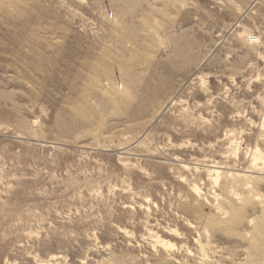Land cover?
I'll return each mask as SVG.
<instances>
[{
  "label": "rangeland",
  "instance_id": "rangeland-1",
  "mask_svg": "<svg viewBox=\"0 0 264 264\" xmlns=\"http://www.w3.org/2000/svg\"><path fill=\"white\" fill-rule=\"evenodd\" d=\"M261 157L264 0H0V264H263Z\"/></svg>",
  "mask_w": 264,
  "mask_h": 264
},
{
  "label": "bare ground",
  "instance_id": "bare-ground-1",
  "mask_svg": "<svg viewBox=\"0 0 264 264\" xmlns=\"http://www.w3.org/2000/svg\"><path fill=\"white\" fill-rule=\"evenodd\" d=\"M25 30H19V32L20 33H23ZM20 39V37H14V42H15V46H14V49H16V50H18V52H22L23 51V48H24V45H23V43L19 40ZM76 62V61H75ZM74 62V63H75ZM83 66H84V64H82ZM77 67H79V64H78V66ZM84 70H85V67H84ZM82 72V71H81ZM258 159V157H256L255 159H254V161L255 160H257ZM261 159H264V158H262L261 157ZM214 168V167H213ZM209 175L211 176V178L213 179V181H214V183L215 184H217V183H219V180H220V178H221V175H222V173H221V171L220 170H218V169H211L210 171H209ZM235 176V178H233V177H231V179L233 178V179H236L237 181H238V179L239 178H242L241 177V175L240 174H238V175H234ZM247 178H248V175H247V177L246 178H243V180H247ZM249 180V179H248ZM233 182V181H232ZM227 183V182H226ZM229 184H230V181H229ZM243 186L245 187L244 189H248V188H250V184H249V182H245L244 184H243ZM231 188V187H230ZM231 191H232V189H231ZM233 196H236V200H240L241 198H239V194H234ZM234 198V197H233ZM243 203V202H242ZM260 219V218H259ZM258 226V225H257ZM255 228V227H254ZM255 231V230H254ZM262 231H264V219L262 220V221H260L259 220V227H258V230H257V232H259V234H263V232ZM263 239V238H262ZM260 243H262V242H260ZM264 264V263H263Z\"/></svg>",
  "mask_w": 264,
  "mask_h": 264
}]
</instances>
